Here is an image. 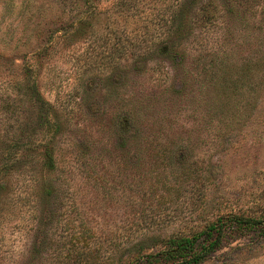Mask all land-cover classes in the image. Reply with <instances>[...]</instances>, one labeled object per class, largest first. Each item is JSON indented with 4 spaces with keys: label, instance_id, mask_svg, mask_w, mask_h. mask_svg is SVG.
Here are the masks:
<instances>
[{
    "label": "rangeland",
    "instance_id": "1",
    "mask_svg": "<svg viewBox=\"0 0 264 264\" xmlns=\"http://www.w3.org/2000/svg\"><path fill=\"white\" fill-rule=\"evenodd\" d=\"M90 1L101 6L0 0V165L18 160L0 172V264H143L218 217L222 243L198 264H264V230L226 220L264 224V0H203L215 14L183 32L176 57L141 40L110 77L102 38L119 42L124 18L104 0L80 25ZM148 1L164 16L167 0ZM108 18L119 30L102 29ZM15 81L35 83L56 129ZM47 140L50 174L36 148Z\"/></svg>",
    "mask_w": 264,
    "mask_h": 264
},
{
    "label": "trees",
    "instance_id": "2",
    "mask_svg": "<svg viewBox=\"0 0 264 264\" xmlns=\"http://www.w3.org/2000/svg\"><path fill=\"white\" fill-rule=\"evenodd\" d=\"M63 2L64 0H60ZM203 0H167L166 7L164 9L162 17L156 18L157 13H153L152 10L155 8L148 0H111L110 5L116 8L114 12L118 13L124 18V22L120 25L125 31V36L119 37V42L115 45H108L110 40V33L107 37H103L104 47L103 56L104 61L102 63V70H104L105 77H110L113 71L119 69L123 63L121 58L140 57L143 51H140L141 40L147 42L145 50H150V46L153 49L159 51L164 56L176 57L177 50L176 46L185 37L183 32L191 28L192 23L195 21H202L205 24H209L214 16V7L210 4L209 6H202ZM104 0H101V6L97 5L94 1L87 3L83 12L85 17H77V22L80 25H89V17H93L94 12L97 13L101 10L103 13L106 6L102 5ZM140 8V15L135 13L136 9ZM135 13V14H134ZM86 18V19H84ZM162 19V22L159 21ZM114 19L108 18L102 29L119 30V25ZM128 22L133 25L130 27L134 31V35L128 37ZM158 22V24H157ZM17 22H15L16 25ZM14 25V26H15ZM158 25V26H157ZM15 29V27H13ZM108 34V33H107ZM115 35V34H113ZM133 38L135 42L128 44L125 42V38ZM113 38V37H112ZM157 47V48H156ZM143 49V48H142ZM144 50V49H143ZM253 68V65L246 63L242 70L247 72L246 79L248 80L249 71ZM251 82V81H250ZM253 84H248L246 90L251 92L253 90ZM14 85L21 89L27 95L34 97L37 105L39 106V120L41 127L48 129H56V123L49 117L50 106L49 104L40 97L39 93L35 89V83L32 81L30 84L25 85L20 81H15ZM17 140L12 141L10 145L17 146ZM38 148L40 168L47 174H50L55 169V160L53 157L52 143L47 141H39L36 145ZM10 149V148H8ZM12 154V153H11ZM10 155V154H9ZM14 156V155H13ZM18 160L8 156L7 163L0 165V172L5 173V170L12 167V163H16ZM49 176L39 178V186L44 189H52L54 183L51 181ZM227 225H235V228H259L264 230V224L253 217L244 215H227ZM262 223V224H261ZM223 222L220 221V217L214 221L205 225L200 231L190 235H169L164 238L161 247L151 253H147L141 260V263L155 260L160 264H198L204 260L211 252L219 248L222 243L224 234ZM233 228V227H232ZM139 260V259H138Z\"/></svg>",
    "mask_w": 264,
    "mask_h": 264
}]
</instances>
